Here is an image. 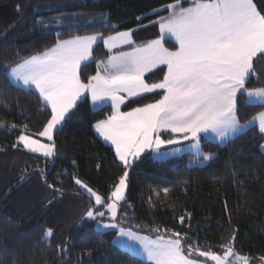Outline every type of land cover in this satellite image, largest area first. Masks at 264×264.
<instances>
[{
    "label": "trees",
    "instance_id": "16d2710c",
    "mask_svg": "<svg viewBox=\"0 0 264 264\" xmlns=\"http://www.w3.org/2000/svg\"><path fill=\"white\" fill-rule=\"evenodd\" d=\"M169 2L0 0V121L5 125L0 128V264H146L110 243L116 231H101L93 221L81 220L94 201L73 176L107 198L115 178L122 174L114 148L94 129L96 122L111 115L112 107L95 110L90 97H84L54 134L56 154L46 158L13 144L22 132L39 139L35 134L42 130L50 109L42 107L38 92L29 93L4 76L6 66L55 46L58 39L95 34L107 38L128 30L137 44L156 39L159 28L152 21L159 17L154 10ZM60 18L65 26L55 22ZM165 47L175 50L176 44L165 40ZM93 56L87 67H81L85 82L95 75L96 62L109 56L103 42ZM163 75L160 68L146 80L158 82ZM246 86L264 87V81L252 79ZM146 96L130 100L123 111L158 98L155 93ZM246 99H237L242 124L264 111L248 106ZM11 124L17 127L10 129ZM200 142L215 157L205 165L193 153L162 160L149 153L140 157L129 171L127 204L122 205L120 216L147 235L156 233L151 228L187 233L201 250L220 255L221 246L235 234L232 243L237 253L249 256L252 264L264 262V134L255 127L224 145L205 138ZM129 205L133 212L126 215ZM48 229L53 235L44 241Z\"/></svg>",
    "mask_w": 264,
    "mask_h": 264
},
{
    "label": "snow or ice",
    "instance_id": "6c2138e0",
    "mask_svg": "<svg viewBox=\"0 0 264 264\" xmlns=\"http://www.w3.org/2000/svg\"><path fill=\"white\" fill-rule=\"evenodd\" d=\"M16 8L21 11L20 5ZM154 14L159 17L152 21L158 25L159 35L146 44L137 45L132 30L117 32L107 39L102 34L76 36L58 39L55 46L6 66L5 79L10 75L23 90L38 92L42 107L50 109L42 130L35 134L50 143L22 132L13 147L22 146L31 153L53 157L57 147L54 133L81 96L89 94L94 106L111 101V115L96 122L94 128L114 147L122 174L115 178L107 198L73 176L75 184L94 201L81 220L99 224L98 218L107 215L110 222L102 227L116 230L110 243L127 249L133 258H141L146 264H207L209 260L214 264H250L248 256L235 252V234L227 245L221 246L223 255H218L210 249L201 250L187 233L171 232L152 238L117 221L121 205L127 204L129 171L146 150L164 157L168 153L160 152L162 146L192 141L191 147L198 150L202 161H212L214 154L199 150L202 133L214 134L220 141L255 127L264 134V111L242 124L237 110L238 96L246 97L248 106L264 109V87L246 86L252 79L264 81V0H171L155 9ZM169 37L175 40V50L165 47ZM98 39L110 53L123 45L130 50L96 62L95 75L87 76L85 82L81 79V65L87 67ZM157 68L164 71L162 79L148 82L146 74ZM153 93L158 97L153 102L121 111L127 99H147L146 94ZM3 127L4 122L0 121V128ZM16 127L10 125V129ZM23 128L26 130L27 125ZM162 133L171 135L165 139ZM48 188L54 189V185L48 184ZM54 191L62 194L61 189ZM168 191L163 189L165 194ZM179 220L183 224L185 217ZM153 231L159 233L160 229ZM52 235L48 229L42 240L47 241ZM126 241H135L139 248Z\"/></svg>",
    "mask_w": 264,
    "mask_h": 264
},
{
    "label": "rangeland",
    "instance_id": "374dc122",
    "mask_svg": "<svg viewBox=\"0 0 264 264\" xmlns=\"http://www.w3.org/2000/svg\"><path fill=\"white\" fill-rule=\"evenodd\" d=\"M167 15V14H166ZM55 22H57V24L58 25H61V26H65L66 25V22L64 21V19H62V18H60V19H58V20H56ZM96 35V34H95ZM114 36V35H113ZM133 38V37H132ZM104 39H107V38H104ZM166 40H171V41H173V42H175V40H174V38H171V37H169V38H166ZM101 42H103L102 40H100V39H98L97 40V42L93 45V47H92V57H91V60H89V61H87L86 62V64L87 63H89V62H91V61H93L94 60V56H93V51H94V49H95V47L99 44V43H101ZM147 43V42H146ZM146 43H142V44H137V45H143V44H146ZM105 48H106V50L108 51V48L105 46ZM129 51L130 50V48L127 46V45H123V46H117L116 48H114L113 50H112V52L110 53L109 51V53H110V55L111 54H117V53H119L120 51ZM163 66H161V68H162ZM158 69H160V68H157V69H154L152 72H154V71H156V70H158ZM152 72H149V73H147L146 74V76L147 75H149L150 73H152ZM146 76H145V79H146ZM86 95H88L87 93H85ZM154 94V93H153ZM146 95H150V94H146ZM132 99H136V98H131V99H127L126 100V102L123 104V105H121V111H123V107L126 105V103H128L130 100H132ZM92 103V102H91ZM92 106H93V108L95 109V110H97V109H100V108H103V107H106V106H111V101H105V102H103L102 103V105H100V106H94L93 105V103H92ZM246 131V130H245ZM95 132H96V130H95ZM55 134V133H54ZM96 134L99 136V138H101L102 140H103V138L99 135V133H97L96 132ZM171 134L170 133H162V137L163 138H165V139H167V138H169V136H170ZM236 137V136H235ZM33 138V137H32ZM201 138H205L206 140H209V141H212V142H215V143H218V144H220V145H224V144H226L228 141H230L231 139H233V138H231V139H229V140H226V141H220L219 140V138H217L214 134H204V133H202L201 134ZM33 139H36V138H33ZM46 141H42V140H40L42 143H50L49 141H47V139L46 138H44ZM103 142H105L106 144H108V145H111L109 142H106V141H104L103 140ZM191 144H192V141H182L180 144H177V145H165V146H162L161 147V149H160V152L161 153H164V152H167L168 153V155L167 156H164V157H161V156H158L156 153H154V152H152V151H150V150H146L140 157H142L143 155H145V154H151L152 155V157L153 158H155V159H157V160H162V159H169V158H173V157H176V156H180V155H183V154H185V153H193L194 155H195V157L196 158H201V157H199L198 155H197V152H198V150L196 149V148H193V147H191ZM112 146V145H111ZM113 147V146H112ZM114 148V147H113ZM173 149H179V151H173ZM199 150L200 151H202V152H204V153H206L204 150H203V147H202V145H201V142H200V145H199ZM263 151H264V145H263ZM139 157V158H140ZM209 161H203V163H201V165H205V164H207ZM81 180V179H80ZM82 181V180H81ZM94 190V189H93ZM96 191V190H95ZM103 196V195H102ZM126 196H127V193H126ZM123 205V204H122ZM122 205H121V208H122ZM120 208V209H121ZM132 212H133V209H132V207L130 206V207H128L127 209H125V213H127L126 215H131L132 214ZM98 219H100V223L98 224L97 223V221H95V220H90V221H93L94 223H95V226H96V228L98 229V230H101V231H116L115 229H105V228H103L102 227V225H103V223H109L110 222V220L108 219V216L106 215L104 218H98ZM117 221L118 222H120V224H121V226H123V227H125V228H131L133 231H135V232H137L139 235H147V234H144V233H142V232H140V229L141 228H138V227H135L134 225H131L130 224V222L126 219V218H124V217H121L120 216V210L118 211V214H117ZM143 229H149V227H147V226H144V227H142ZM153 229H155V228H151V231L153 232V233H155V231H153ZM158 234H160V235H165V236H168V235H170V233L169 234H167V233H165V232H159V233H155L154 235H147V236H150V237H152V238H155V236L156 235H158ZM126 239V238H125ZM126 243L127 244H129V245H134L137 249L139 248V244L138 243H136L135 241H126ZM121 249H123V248H121ZM123 250H126V251H128L127 249H123ZM236 252V251H235ZM217 254V253H216ZM241 254V253H240ZM218 255H220V254H218ZM242 255H245V254H242ZM247 256V255H246ZM249 257V256H248ZM250 258V257H249ZM200 259H204V258H200ZM230 260H232L233 258H229ZM207 264H214V262H211L210 260L209 261H207ZM233 264H236V262L235 261H233ZM250 264H252V262H251V259H250ZM260 264H264V262H262V263H260Z\"/></svg>",
    "mask_w": 264,
    "mask_h": 264
},
{
    "label": "crops",
    "instance_id": "0c3cea01",
    "mask_svg": "<svg viewBox=\"0 0 264 264\" xmlns=\"http://www.w3.org/2000/svg\"><path fill=\"white\" fill-rule=\"evenodd\" d=\"M122 51V50H121ZM120 51V52H121ZM109 53V52H108ZM109 55H110V53H109ZM107 59V58H106ZM106 59H104V60H106ZM84 64H82L81 65V67L83 66ZM9 77H10V79H11V81L13 82V83H15L14 81H13V79H12V77L9 75ZM16 84V83H15ZM17 85V84H16ZM18 86H20V87H22V85H18ZM23 88V87H22ZM86 96H89L90 97V95L88 94V95H86V94H84L83 96H81V98L77 101V104L81 101V100H83L84 99V97H86ZM91 99V98H90ZM92 102V101H91ZM93 107V106H92ZM74 110V108L73 109H71L69 112H68V114L66 115V117H65V120H66V118L69 116V114L72 112ZM64 120V121H65ZM64 121L62 122V124L64 123ZM62 124L61 125H59L58 126V128H60L61 126H62ZM95 129V128H94ZM37 139V138H36ZM39 140H42V141H46L43 137H39ZM35 154H38V155H41V154H39V153H35ZM42 156V155H41ZM50 158V157H49ZM85 191V190H84Z\"/></svg>",
    "mask_w": 264,
    "mask_h": 264
}]
</instances>
